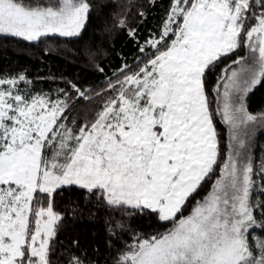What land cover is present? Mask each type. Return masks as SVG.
<instances>
[{"label": "snow or ice", "instance_id": "6c2138e0", "mask_svg": "<svg viewBox=\"0 0 264 264\" xmlns=\"http://www.w3.org/2000/svg\"><path fill=\"white\" fill-rule=\"evenodd\" d=\"M91 8L0 0V39L82 38ZM136 47L100 91L68 82L52 96L26 73L0 75V264H264V238L252 237L264 230V200L253 197L264 165L256 171L248 152L257 117L244 103L264 82V0H169L158 32ZM232 56L210 89L209 74ZM82 101L91 117L70 120ZM65 192L77 198L57 211ZM85 211L103 213V248L89 256L78 239L57 248ZM137 217L170 227L121 247Z\"/></svg>", "mask_w": 264, "mask_h": 264}, {"label": "trees", "instance_id": "16d2710c", "mask_svg": "<svg viewBox=\"0 0 264 264\" xmlns=\"http://www.w3.org/2000/svg\"><path fill=\"white\" fill-rule=\"evenodd\" d=\"M91 3L88 28L82 33V38L45 39L32 43L11 38L0 39V75L26 73L36 89L52 96H56L59 89L69 87L68 82L85 90L95 87L100 91V86L106 85L107 80L125 62L129 65L134 63L137 43L143 45L158 32L169 6V0H91ZM133 31L136 33L135 40L131 36ZM98 66L103 67V73L97 71ZM219 67L221 63L208 76L210 89ZM245 105L254 116L264 114V82L247 94ZM215 121L222 134L223 148L225 132ZM251 160L256 171L264 165V129L254 136ZM77 195L65 192L57 196L56 210L67 207L69 199L76 200ZM253 197L254 201L264 200V191L254 189ZM129 225L131 230L128 236L120 238L121 247L131 243L134 234L150 237L170 227L147 217L131 219ZM252 237L264 238V230H252ZM76 239L80 241L81 253L87 252L89 256L94 248H103L106 242L103 213L93 216L85 211L81 217L66 222L59 233L56 247L59 248L60 243H63L65 248H70V241Z\"/></svg>", "mask_w": 264, "mask_h": 264}, {"label": "rangeland", "instance_id": "374dc122", "mask_svg": "<svg viewBox=\"0 0 264 264\" xmlns=\"http://www.w3.org/2000/svg\"><path fill=\"white\" fill-rule=\"evenodd\" d=\"M238 55L246 57L247 56V49L246 48L240 49L238 52ZM235 58H236L235 56H232V57H228V58L223 59L225 61L221 62V67H219L220 69L217 70L216 75L214 76V78L211 81V83H213L212 87L215 85L217 78L221 74V69H223L226 65H228L230 63V61L232 59H235ZM208 84H209V78H208ZM213 96H214V93H213ZM245 100H246V97H245ZM245 100H244V103H245ZM93 107H94V105L88 104L87 102H83V101L81 103L75 104V106L71 109V111L68 114L69 119L75 120L78 123H82L91 117V112H92ZM213 107H215V103L213 104ZM255 116L257 117V120L248 126L249 135L247 137H245L246 145H247L250 157H251V149H252V143H253L254 136L258 131H261L262 129H264V114L255 115ZM215 119L222 126V128L225 132V134H224L225 145L223 148L226 149L227 145L230 143V135H229V131H228V126L221 123L219 116H216ZM69 126L74 127L75 125L70 124ZM226 154H227V152L225 151V155ZM212 182H213L212 180H209V182L201 190V192L196 197V199L202 198L204 195L207 194V192H209L211 190ZM193 203H194V201H193ZM191 206H192V204L189 205V208H191Z\"/></svg>", "mask_w": 264, "mask_h": 264}]
</instances>
